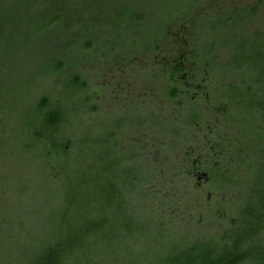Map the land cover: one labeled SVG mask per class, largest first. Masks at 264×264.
<instances>
[{"label":"rangeland","instance_id":"1","mask_svg":"<svg viewBox=\"0 0 264 264\" xmlns=\"http://www.w3.org/2000/svg\"><path fill=\"white\" fill-rule=\"evenodd\" d=\"M52 1L65 9L61 26L43 36L36 33L35 30L39 29L36 25L33 27L31 21H27L29 25L24 24V29L11 28L16 32V39L10 36L6 58L0 60V217H3V222L0 221V264H36L43 249L67 234L70 228L74 227L77 231L79 225L96 220V214L108 208L113 200L118 203V213H121L113 232L108 238L103 237L102 242L87 246L70 264H168L172 256L181 254L183 247L199 245L201 240L209 241L214 237L213 240L220 241L223 233L237 224L238 209L245 205L239 201L243 192L245 194L243 184L248 171L242 160L236 159L231 163L233 154L239 149H256L260 139L253 138V135L257 130L250 126L253 135L245 142L241 140L249 124L239 111H235L228 123L219 124L221 134L225 133L227 139L222 140V147L228 150L220 158L222 169L214 167L209 161L212 163L207 168L218 175L217 183L212 187L213 195L209 198L208 190L205 195L196 190V179L185 175L183 170L190 165L188 156H192V161L201 154L216 159L215 153L210 152L212 148L200 140L198 132L179 122L177 117L180 113L169 114L167 119L161 115L164 113L162 107H156L153 114L144 112L143 119H137L129 126L139 143L138 156L131 160L132 169L141 175V180H145L148 173V182L140 189L136 200V196L125 187L130 183L127 174H122L120 180L111 178L104 182L96 181L91 174L93 165L102 158L101 151L98 156L92 154L93 143L96 138L108 136L109 129L115 126L119 116L117 108H105L104 105L110 103L102 101L104 64L120 62L119 58L125 56L139 58L134 61L129 76L142 99L145 93H149L144 89L151 91L155 83L152 75L142 71L141 64L145 61L142 57L146 56L147 49L153 52L152 56L165 55L154 47L167 46L171 39L170 28L180 30V36H185L188 31L194 35L195 49H202L205 44L201 37V23L208 11L222 5L225 7L230 2L235 6H245L256 4L258 0ZM124 4L138 15L142 14L140 18L136 14L128 23V34L117 27L119 24L116 26L113 23V17L117 18L115 14ZM40 5L37 3L32 10ZM260 17L257 27L264 31V10ZM65 24L71 25V31H66ZM182 25L185 30L179 28ZM79 30L90 36L81 40L96 41V49L85 51L83 55L98 57L94 62L88 61L82 69L92 96L89 108L91 105L96 108L92 107L87 115L83 114L84 108H88L86 104L79 103L78 107L73 104V107V102L69 101L70 76H45L55 69L53 58L64 47L67 63L72 65L77 62L82 47L80 44L72 47L71 44L75 41L74 31ZM148 35L155 40L150 46L151 40L147 39L148 43L145 41ZM124 38L128 39L129 48L122 46ZM245 38L249 39L248 47H242L245 46L242 41L241 47L224 52L225 60L219 50L215 56L212 55L214 58L208 69L214 81L213 84L208 82L211 98L217 97L214 93L218 90L220 94L225 93L223 77L238 83L241 78L250 82L260 80L259 90L263 95L264 61L257 59V55L260 51L264 54V39H253L247 34ZM145 46L148 48L143 49ZM252 57L257 59L254 64ZM227 60L231 63L229 72L225 66ZM157 88L160 99L166 98L167 83L163 77L157 79ZM41 97L50 98L48 108H73V114L75 111L78 113L75 116L79 122L72 126L73 140L77 143L72 164L67 167L57 161L61 172L55 167L51 172L47 170L41 152V144L44 145L45 141L37 139L39 142H36L29 137L30 131L46 130L44 119L37 116ZM181 100L184 99L181 97ZM200 102L188 101L187 109L183 110L185 120L196 118V114L191 115L189 110ZM177 103V100L169 101L167 98L165 105L174 106ZM156 104L161 106L163 103L156 100ZM231 107L237 109L236 106ZM217 122V118L212 119V124ZM143 130L149 133L148 139L141 137ZM75 143L68 150L72 151ZM117 143L118 139L114 142L109 139L106 158L115 153ZM127 148L125 154L130 153L128 150L132 146ZM193 150L196 152L192 153ZM47 157L52 159L51 153ZM252 159L251 154H246L244 160L248 165ZM55 160L58 158L55 157ZM255 178L257 180L258 176ZM256 180L251 175L247 184L251 186ZM116 185L120 186L121 195L114 191ZM127 210L135 219V226L130 223L132 219L124 214ZM228 219L229 222H226Z\"/></svg>","mask_w":264,"mask_h":264},{"label":"trees","instance_id":"2","mask_svg":"<svg viewBox=\"0 0 264 264\" xmlns=\"http://www.w3.org/2000/svg\"><path fill=\"white\" fill-rule=\"evenodd\" d=\"M37 3L41 5L37 6L38 9L32 10ZM263 10L264 0H258L256 4L245 6H235L230 2L225 7L222 5V7L208 11L204 15V21L201 23L203 28V30L201 29V37L205 48L197 49V53L205 58L206 62L211 63L212 58H214L212 55L215 56L218 50L223 54V60H225L224 52L234 47H241L242 41L245 42V46L242 47H248L247 42H249V39L245 38L246 34L253 39H264V31L257 27V22L261 19L260 14ZM64 11L63 6H60L57 2L54 3L52 0H0V60L6 58L5 51L11 40L10 36H12L13 40L16 39L14 36L16 32L11 28L24 29V24H28L27 21H31L33 22L32 26L36 25L39 29V31L35 30L36 33L39 36H43V34L61 26ZM136 14L130 6L124 4L115 14L117 18L113 17V23L116 26L119 24L117 27L123 28L124 32L128 34L129 29L127 30L126 27ZM141 16L142 14H137L138 18ZM65 27L66 31H71L72 29L69 24H65ZM74 34L75 41L71 46L80 44L82 47L77 62L72 65L67 63V50L64 47L61 53L56 54L53 58L54 66L56 65L55 69L46 73L45 76H62L66 74L70 76L71 81L67 91V95L70 96L69 101L73 102L72 106L75 104L76 107H78L79 103L83 106L86 104L88 108H84L83 114L87 115L90 113L89 110H93L94 106L89 108L92 96L89 83L84 80L82 69L87 65L88 61L94 62L98 57L94 55L85 56L83 52L96 49V41L94 42L93 39L91 41L81 40L90 37L87 34L84 35L82 30L74 31ZM127 38H124L125 40L122 42V46L125 48H129L127 47L129 43ZM147 39L151 40L148 46L155 41L152 40L151 35H148L145 41ZM148 46L143 49L148 48ZM252 58L254 59L251 60L253 64L257 62V59L264 61V54L260 51L257 59ZM225 64L226 70L230 71V61L227 60ZM223 78L225 79L226 90L224 94L221 93L220 101L222 103L226 102L233 107L236 106L237 109L235 108V111L242 112L249 124L248 128H245L246 132L244 131L241 140L245 142L246 139L253 135L250 133V126L257 130L253 138L257 137L260 139L256 149L252 147L247 150L239 149L237 152L235 151L236 153L234 152V157L231 161L233 163L236 159L242 160L245 167H247L248 172L243 184L245 186V194L243 192L242 199L239 201L245 203V205L238 209L237 224L230 226L223 233L220 241L213 240L216 238L214 237L209 241L201 240L202 243L199 245H191L189 248L183 247L181 248V254L172 256L168 264H264V93L262 92V95L259 90L262 81L250 82L241 78L238 83L234 79L233 81ZM171 95L174 96L176 93L172 91ZM227 96L230 97V100L227 99ZM38 103L40 106L38 114L40 115L37 114V116L44 119L43 126L46 130L41 132L39 130L37 132L30 131L29 137L36 142L45 141L44 145L41 144V152L48 171L52 170V167L60 168L57 161L68 167L72 164L73 154L77 146V143L73 140L74 133L72 129L74 128L72 126H76V121L79 122L75 116L78 113L75 111V114H73V108H48L51 104L49 97H41ZM59 103L63 104L61 101ZM56 139L59 140L58 143H56ZM96 139L93 143L92 154L98 156L101 151L102 158L99 163L93 165L92 176H94L96 181L104 182L111 178L113 180L119 178L120 180L122 174H127L130 183L125 185V187L136 196L137 200L138 192L148 182V173L145 180H141V175L132 169L134 166L131 165V160L128 158L122 159V157L114 154L106 158L108 156L105 154L106 140ZM73 142L75 146L70 151L68 148H71V144H74ZM49 153H51L52 159L47 157ZM246 154H251L253 157L248 165L246 160H244ZM55 157L58 160H55ZM95 158V162H97L98 158ZM59 171L61 172L60 169ZM251 175L255 180V177L258 176V179L253 185L249 186L247 180L250 179ZM115 190L117 195L122 194L120 186H117ZM126 202L129 204V200ZM107 206L108 208H105L103 212L99 211L100 214H96V220L91 219L86 222L89 225H79V230L77 231H75L74 227L70 228L67 234H63L54 244L43 249L38 255L36 264H70L74 258L85 251L87 246L102 242L103 237L108 238L115 229L117 219H119L121 213H118L119 207L116 201L109 202ZM124 214L132 219L130 223L135 226V219L132 218L131 212L127 210V213ZM0 221L3 222V217H0Z\"/></svg>","mask_w":264,"mask_h":264},{"label":"flooded vegetation","instance_id":"3","mask_svg":"<svg viewBox=\"0 0 264 264\" xmlns=\"http://www.w3.org/2000/svg\"><path fill=\"white\" fill-rule=\"evenodd\" d=\"M179 28L185 30L183 25ZM179 31L180 30L177 31V29L173 30L170 28L169 33L171 39L169 43L166 44L167 46L165 48H160V45L154 47V50L160 49L159 51H162V54L165 55L152 56L153 52L147 49L148 51L146 50L145 52L146 56L142 57V60H145L141 64L142 71L145 74L148 73L152 75L156 83V86L155 83H153L151 91L144 89V91H149V93H145L142 99L139 97V92L133 88L129 76V70L134 68V61L139 60V58L125 56L119 58L120 62L104 64L105 76L101 84L102 101L104 100L106 101L105 103H110L107 104V106L104 105L105 108H117L119 111V116L114 122L115 126L109 129L108 136L106 135L104 139L107 143L109 139L113 142L118 139L114 155L120 156L122 159L128 158L129 160H133L138 156L137 151L139 143L137 136L134 135V131L131 132L132 129H130L129 126H132L135 120L143 119L144 112L153 114L152 112L155 111L156 107H162L164 113L161 115L167 119H169V114L180 113L181 115L177 117L179 122L188 125L193 131L198 132L201 138L200 140L204 141L206 145L212 148V151H210L211 153H215L216 159L207 158L201 154L196 160L192 161V156H188L190 165L183 170L185 175L196 179V190L203 194H206L208 190L209 198H211L213 195L212 187L217 183L216 179L218 175L211 172L207 167L213 162L212 164H214V167L222 169L223 164L220 158L222 155L227 154L228 149L223 148L224 145L222 144V140L226 139V135L225 133L221 134L222 131L219 128V124L228 123L234 115L235 109L228 103H220L221 95L219 90L218 93H214L217 97L215 99L211 98L209 83L211 82L213 84L214 82L211 73L208 71L211 63L206 62L205 58L197 53V49L194 47L196 44L194 35L187 31L185 36H180L178 33ZM159 77H163L167 83V96L166 98L161 97V99L165 98L164 101H162L160 95L157 94V79H159ZM172 91L175 92L176 95L172 96ZM181 97L184 100H181ZM167 98L169 101L177 100L178 103L174 106L165 105ZM156 100L163 104L161 106L157 105ZM189 100L201 101L196 106H188V108L192 107V109L189 110L190 114H196V120L194 119L192 121L185 120V113L183 111L187 109L186 104ZM114 104L115 106H113ZM213 118H217L218 122L216 124H212ZM109 127L110 126H108V128ZM140 135L145 139L149 138V133L146 131L142 132ZM197 141H199V139ZM123 144H125V146ZM131 146V150H128L130 153L125 154L124 150L126 151L128 149L127 147L130 148ZM146 150H148V148ZM194 152L196 151L193 150L192 153ZM209 161L212 162L209 163ZM226 222H229V219Z\"/></svg>","mask_w":264,"mask_h":264}]
</instances>
